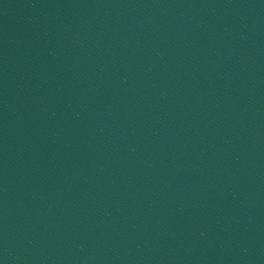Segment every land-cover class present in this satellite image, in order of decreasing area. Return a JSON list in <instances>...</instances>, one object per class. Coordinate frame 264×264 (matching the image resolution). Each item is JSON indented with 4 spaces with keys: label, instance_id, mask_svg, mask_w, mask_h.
Wrapping results in <instances>:
<instances>
[{
    "label": "water",
    "instance_id": "obj_1",
    "mask_svg": "<svg viewBox=\"0 0 264 264\" xmlns=\"http://www.w3.org/2000/svg\"><path fill=\"white\" fill-rule=\"evenodd\" d=\"M0 264H264V0H0Z\"/></svg>",
    "mask_w": 264,
    "mask_h": 264
}]
</instances>
